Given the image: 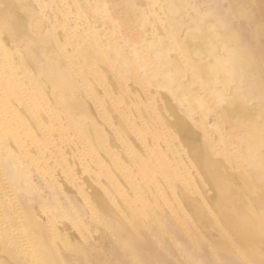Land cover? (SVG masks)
<instances>
[{
    "label": "bare ground",
    "instance_id": "bare-ground-1",
    "mask_svg": "<svg viewBox=\"0 0 264 264\" xmlns=\"http://www.w3.org/2000/svg\"><path fill=\"white\" fill-rule=\"evenodd\" d=\"M69 1L0 0V264H264V0Z\"/></svg>",
    "mask_w": 264,
    "mask_h": 264
},
{
    "label": "rangeland",
    "instance_id": "rangeland-1",
    "mask_svg": "<svg viewBox=\"0 0 264 264\" xmlns=\"http://www.w3.org/2000/svg\"><path fill=\"white\" fill-rule=\"evenodd\" d=\"M64 3H65V0H63V9L67 8V11H69V12L71 11V13H74V11H75L74 8L75 7L73 6V4L69 0H66V4L67 5L64 4ZM186 20L189 21L190 18H186ZM188 21H186V22H188ZM82 33H85V31L82 32ZM84 35H85V37H83V39L79 42V44L77 45L78 47L86 48V47H90L91 46V48L93 50L95 49L96 51H99V52H102V51L105 52L107 50L102 42L101 43L99 42L100 44L98 45L96 43V41L93 38H91V36H88L86 33ZM184 35H185V29H183V28L178 33H176L174 35L178 39V43L179 44H181L183 42ZM101 41H103V40L101 39ZM156 44H155V46L158 47L159 40L156 41ZM154 49L151 48L149 50H145L144 51V49L141 48V52L144 51V55L146 54V56H147L148 52L153 53ZM168 49H169V53H171L173 58L177 59V58L181 57L179 51L176 49V47L173 44H170ZM128 58L130 59L131 62L135 61V58H133L131 55H129ZM181 68H182V72L184 73L182 78H186L188 75L184 71L185 69L183 68V65H181ZM143 74H144V76H141L140 78H141V83H142L141 86H143V89H145V92L148 93V91L150 92V90H151V92L156 90V87L153 84V82H154L153 75L156 76V77L159 76V75H158V73L155 72L154 67H152L151 64L147 65L144 68ZM148 80L151 81V82H149ZM122 84H124V82ZM192 85H193V88L195 89V93H196L195 96H198V94L200 92V88H201V83L198 80H196L195 82L194 81L192 82ZM162 91H165V90L163 89ZM193 98L194 97L191 94H183V95L181 94L180 95V101H181L180 109L182 111L186 110L188 108V104H191L192 106H194L195 102H194ZM208 128L211 129L210 127H208ZM211 131H212V129L209 130V132H211ZM211 140H213L214 145L216 147H219V148L221 147V145L227 144L225 142L226 141V137L224 136V134H222L221 137H217V138H214V139L211 138ZM54 142L56 144H58L57 140H55ZM54 142H53V140H49L47 142V149H48L49 157H50L47 160V167H50L51 172L53 170H55V171H53V175H51V176L46 175V173H44L43 177L47 176V180H48L47 184H48V186H53V187L57 186L56 185V181H59V180H62V184L61 185H64L66 183L67 184L71 183V184L75 185L76 184V178L75 177H76V172L77 171L70 167V164L66 161L65 156L63 155L61 150L58 148V146ZM224 153H226L227 155H230L226 151ZM53 167H54V169H52ZM24 197H26V196H24ZM28 204H31V203L28 202Z\"/></svg>",
    "mask_w": 264,
    "mask_h": 264
}]
</instances>
